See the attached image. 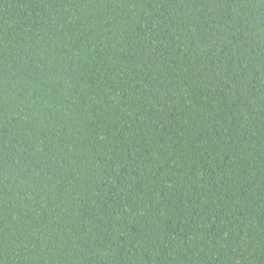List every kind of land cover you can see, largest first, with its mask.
I'll return each mask as SVG.
<instances>
[{"label": "trees", "instance_id": "1", "mask_svg": "<svg viewBox=\"0 0 264 264\" xmlns=\"http://www.w3.org/2000/svg\"><path fill=\"white\" fill-rule=\"evenodd\" d=\"M0 264H264V0H0Z\"/></svg>", "mask_w": 264, "mask_h": 264}]
</instances>
